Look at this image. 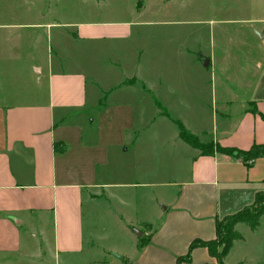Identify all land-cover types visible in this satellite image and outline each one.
I'll return each mask as SVG.
<instances>
[{
	"label": "crops",
	"instance_id": "crops-1",
	"mask_svg": "<svg viewBox=\"0 0 264 264\" xmlns=\"http://www.w3.org/2000/svg\"><path fill=\"white\" fill-rule=\"evenodd\" d=\"M137 10L143 12L146 4ZM243 21L264 23V17ZM50 25L46 24L47 34L53 28ZM89 28L84 26L73 34V39H78L75 45H69L65 70L55 68L52 47L48 45L49 60L40 65L44 78L35 77L36 89L1 98L0 254L23 256L30 251V245L22 238V227L28 223L37 229L28 237L35 240L42 261L47 257V242L50 257L53 255L60 264H79V260L81 264L214 263L206 247L193 249L189 261L179 263L178 258L186 256L195 239H215L218 220L253 203L257 190L264 189V157L247 164L242 158L220 152L204 155L180 138V130L151 136L153 120L147 111L144 113L142 103L140 107L127 96L135 94L134 86L139 82L142 91L138 88L135 96L151 95L164 110L158 114L171 118L154 90L146 88V84H155L140 79L137 69L130 76L123 73L125 80L112 78L108 69L115 67V61H124L123 48L131 41V30L110 28L95 34ZM10 31L14 29L0 28V36ZM254 33L258 42L264 44V26ZM2 41L0 37V44ZM242 58L244 63H226L221 69L222 77L213 75L209 81L212 96L217 93V85L226 90L221 105L212 114L214 121L221 120V128L216 126L208 134L190 129L178 119L198 138H209L201 140L204 143L239 150L264 144V54L259 51L247 62L245 55ZM37 63H33L36 68ZM250 66L256 70L246 71ZM204 67L213 72L220 69L212 57H208ZM231 68L239 70L236 80L224 74ZM158 85L162 89L167 84L159 79ZM132 103L133 108L134 104L141 108V120L134 124L130 118L129 123H123L120 118L133 113ZM125 172L131 174L133 182L117 181V175ZM166 186L174 187V192L167 193ZM158 187L166 191L159 192ZM123 188L149 191L138 203L137 196L129 198L119 191ZM149 192L155 197L152 218L143 219L126 209L133 205L141 212L142 203L146 200L145 205L149 204ZM247 195L252 200L248 201ZM87 204L94 218L112 219L111 225L129 248L117 239L104 249L102 246L103 251L100 247L99 253L93 252L97 242L92 244L94 237L91 233L87 236L85 229ZM147 224L153 230L145 240L135 230ZM94 226L97 224L90 223L91 228ZM145 241L147 244L142 245Z\"/></svg>",
	"mask_w": 264,
	"mask_h": 264
},
{
	"label": "rangeland",
	"instance_id": "rangeland-1",
	"mask_svg": "<svg viewBox=\"0 0 264 264\" xmlns=\"http://www.w3.org/2000/svg\"><path fill=\"white\" fill-rule=\"evenodd\" d=\"M138 1L0 0V28L14 29V32L10 31L0 36L3 39L0 44V59L2 58L0 101L3 97L8 98L18 93H32L36 89L35 77H43L39 71L40 65L49 60L48 45L52 47L51 54L55 68L61 67L65 70L67 65L64 59L69 45H75V39H78V37L73 39V34L81 28L90 26L89 29L95 34L108 32L110 28L114 30L127 28L131 30L132 38L123 48L124 61L122 63L115 61L117 63L115 67L108 69H110L112 78L118 80H125L123 73L128 72L130 76L137 69L140 79H148L150 83L155 84L154 87L146 84V88L154 90L157 100L167 108L172 119L158 114L163 108L157 105L155 98L151 95L137 93L138 96H135L138 88L142 91L141 83L137 82L134 86L135 89L132 90L134 95L127 96L129 101L131 98L137 101L140 107L142 103L144 113L147 111L153 120L151 136L169 135L171 132L178 131L179 128L175 122L178 119L190 129L203 130L208 134H211L210 131L216 126L221 128V120L214 121L212 114L221 105L226 90L220 88L221 85H217V90L214 88L217 93L212 96V84L210 85L209 81L213 75L217 79L221 78L223 75L221 69H224L228 62L241 61L244 63L243 55L247 62L248 57L253 60L259 51L264 54V44L258 42L254 33L256 29L263 27L264 23L243 21V19L264 17V0L262 4L259 0H170L168 3L165 0H141L143 4H146L144 14L137 10ZM160 17L162 20H159ZM49 23L52 24L50 27H53L50 28V35L47 34L49 29L46 28V24ZM144 31H146L145 34L149 31L153 34L146 36ZM104 45H109V43ZM113 45L118 48L117 44ZM61 53L64 55L61 56ZM15 54L18 58H15ZM138 57H140V63ZM208 57H212L215 63L219 64L220 69H215V72L206 69L204 65ZM3 58L6 59L3 60ZM4 61H6L5 66ZM34 61L39 64L37 68L33 64ZM202 61L203 64H201ZM245 70L253 72L256 69L250 66ZM237 71L239 72L235 68L226 69L224 74L236 80V75L240 74ZM135 78L134 76L133 79ZM159 79L165 80L167 84L163 85L162 89H158ZM167 86H169L168 89ZM236 106L237 102L231 107L236 110ZM134 107L133 113L127 114L128 117L120 118L123 119V123H129L130 118L134 124L140 122L141 108L135 104ZM92 129L95 130L93 124ZM199 138L202 141L209 140L205 135ZM130 176L128 172L123 175L118 174L117 181L133 182ZM165 188L167 193L175 190L174 187L171 189V186ZM156 189L159 192L165 190L160 187ZM119 191L123 195L127 193L129 198L137 196L136 200L141 203L142 197L143 200L147 197L146 193L149 189L123 188ZM247 196L248 201L252 200L251 195ZM149 198V204L145 205L146 200L142 203L141 212L133 205L126 209L136 213L138 217L149 220L148 218L153 217L154 203L152 200L155 197L150 195ZM221 199V202H225L224 198ZM253 203L249 206L253 207ZM87 206L85 229L87 236L91 233L94 237L92 244L97 242L93 252L99 253L100 247L103 251L107 244L117 239H119V244L129 248L128 242L123 241L121 234L111 225L112 219L99 216L97 217L99 219L94 218L90 211L91 207L89 204ZM145 206H148L147 210ZM90 223H96L97 226L91 228ZM237 225L235 229L242 238L234 241L225 262L264 264V215L260 219L257 230H252L245 223H240L238 228ZM22 230V238L28 243L27 246L30 245V251H26V255L23 256L0 254V264H60L56 263L53 255L50 257L47 242L44 243L47 257L44 261L41 260L35 240L28 237L37 230L36 228H31L26 223ZM152 230V226L147 224L135 230V233L138 235V232H141V238L147 240V233ZM88 240L91 242L90 237ZM211 257L215 259V262L209 264H217L216 258ZM79 262L81 264V260Z\"/></svg>",
	"mask_w": 264,
	"mask_h": 264
},
{
	"label": "trees",
	"instance_id": "trees-1",
	"mask_svg": "<svg viewBox=\"0 0 264 264\" xmlns=\"http://www.w3.org/2000/svg\"><path fill=\"white\" fill-rule=\"evenodd\" d=\"M142 5L143 1L139 0L137 9H140ZM176 123L180 130V138L190 146L199 149L204 155H212L215 152H220L242 158L247 164L250 161H255L260 157H264V144H254L248 150H239L232 147H224L218 143H204L198 136L191 133L181 121L177 120ZM253 202V207L247 206L218 220L216 225V238L209 241L195 239L191 243L186 256L179 257L178 262L189 261L192 251L196 247H206L211 256L216 258L217 264H228L225 262V258L230 252L234 241L242 238L241 234L235 229V226L239 223H245L252 230H256L260 225V219L264 215V189L256 193ZM147 242L148 241H145L142 245L147 244ZM219 247L221 248L220 250Z\"/></svg>",
	"mask_w": 264,
	"mask_h": 264
},
{
	"label": "water",
	"instance_id": "water-1",
	"mask_svg": "<svg viewBox=\"0 0 264 264\" xmlns=\"http://www.w3.org/2000/svg\"><path fill=\"white\" fill-rule=\"evenodd\" d=\"M263 36V35H262ZM141 232H138V235L141 236ZM116 258H118L119 260L123 261L124 260V257L122 255H119L117 253H114L113 254Z\"/></svg>",
	"mask_w": 264,
	"mask_h": 264
}]
</instances>
